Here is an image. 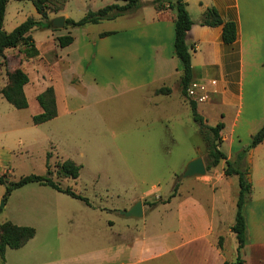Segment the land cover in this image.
<instances>
[{
  "label": "crops",
  "instance_id": "obj_1",
  "mask_svg": "<svg viewBox=\"0 0 264 264\" xmlns=\"http://www.w3.org/2000/svg\"><path fill=\"white\" fill-rule=\"evenodd\" d=\"M183 1L192 21L185 37L192 81L205 87L203 92H199V96L205 97L204 101H194L197 112L207 125L210 116H213L212 123L223 124L220 150L227 161L242 170L246 169V180L251 185L248 200L243 206L246 245L241 250L240 259L242 264H264V140L248 150L242 160L236 158L264 125V0ZM171 3L173 0H142V7L133 14L110 20L138 16L143 24L135 26L131 39H124L122 34L125 30L99 32L94 29L100 23L76 28L64 25L62 29H41L44 39L40 43L33 40L38 51L35 58L26 60L19 48L6 50L5 57L11 56L17 61L14 68H19L28 76L29 81L23 87L27 102L28 88L35 89L31 98L36 101L38 94L52 87L57 117L48 122L71 116L78 97L75 87L84 88V80L92 77L91 66L101 63L102 73L108 77L100 86L103 91L124 95L142 90L146 93V104L153 109L190 112L188 102L181 95L182 70L173 51L176 12L170 7ZM64 6L48 14L50 22L59 16L64 21L70 19L64 14ZM209 8L217 11L223 23L236 25L237 37L232 44L222 42L221 26L201 24L203 14ZM145 12H148L147 15ZM34 20L39 21V15ZM104 33L109 35L101 37ZM65 36H70L72 42L60 47L57 39ZM161 88L169 89L170 94H156ZM171 97H176L177 102L171 103ZM39 113L41 108L38 105L34 115ZM222 131L227 132L226 135ZM218 167V179L213 186L224 182L234 190L233 177L237 176H224V161ZM215 192L216 189L212 193ZM220 192L222 198L225 192ZM137 201L130 200L122 210H128ZM216 205L220 206L215 196H201L193 186H188L183 193H177L163 204L170 214L162 215L160 228L147 231V223L136 222L155 209L154 206L145 209L142 205V217L121 216L125 220L118 231L111 230L112 221L107 223L112 242L106 245H100L93 234L85 233V224L90 222L92 212L98 210L93 205L84 204L75 217L74 212H48L43 219L48 231L56 230L54 220L59 217L63 221L76 222L78 227L70 233L68 242L72 245L71 249L64 247L62 252L59 250L57 260L37 264H232L237 259V252L234 259L227 258L223 233L234 236L230 226L234 222L236 203L235 207H228L235 211L226 217L215 211ZM116 210L110 208L105 211L112 214ZM56 232L59 233L58 230ZM37 236L36 230L35 236L23 248L32 244ZM219 238H222L220 249L217 247Z\"/></svg>",
  "mask_w": 264,
  "mask_h": 264
},
{
  "label": "rangeland",
  "instance_id": "obj_2",
  "mask_svg": "<svg viewBox=\"0 0 264 264\" xmlns=\"http://www.w3.org/2000/svg\"><path fill=\"white\" fill-rule=\"evenodd\" d=\"M111 4L123 3L120 0H67L64 14L77 21L86 12ZM50 8L54 10L55 5ZM37 17L30 0H10L2 29L9 33L27 19ZM140 24L143 23L138 16L123 17L116 21H102L94 29L99 32L125 30L124 39H131L133 29ZM31 36L37 43L44 39L41 28L33 29ZM16 62L11 56L0 62V86L8 83L6 73L17 69L14 68ZM91 69L96 83L89 76L84 80V88L75 87L78 97H75L73 114L42 125L31 122L38 110L35 98H31L35 89H27L29 102L22 110L13 108L0 94V177L5 180V184L0 183V225L11 222L38 232L32 244L5 251V262L0 259V264H37L57 260L59 250L72 248L68 241L78 224L59 217L54 220L56 230L48 231L43 219L48 212L54 211L74 212L75 217L79 208L84 206L79 200L36 183L14 190L4 200L6 184L25 176H45L50 172L51 179L61 188L70 189L96 207L98 210L92 212L90 222L85 224V233L97 237L100 245L112 242L107 223L112 221L111 230L118 231L125 220L118 212L111 214L105 210L122 211L132 199L150 209L149 204L158 199L165 200L177 182V193L193 186L201 196H215L216 203L220 204L216 205L215 211L223 217L235 211L228 207H235L239 191L237 177H233L234 190L224 182L213 186L219 175L218 165L206 170L204 176L181 178L185 166L197 157L198 152H201L205 166L209 162L207 143L199 134L190 112L153 109L146 104V93L142 90L124 95L107 93L100 89L108 78L102 73V64H93ZM27 73L33 76L28 69ZM170 100L171 103L177 102L176 97ZM212 117L208 118V126L216 125V122L212 123ZM222 133L226 135L227 132ZM226 147L223 146L225 150ZM65 160L81 166L78 179L58 175L57 166ZM213 187L215 194L212 193ZM220 191L225 192L222 198ZM154 208L144 219L136 221L138 224L147 223V231L160 228L162 215L170 214L163 203H157ZM208 212L212 217L210 209ZM223 236L224 251L232 260L236 257V240L232 235L223 233Z\"/></svg>",
  "mask_w": 264,
  "mask_h": 264
},
{
  "label": "trees",
  "instance_id": "obj_3",
  "mask_svg": "<svg viewBox=\"0 0 264 264\" xmlns=\"http://www.w3.org/2000/svg\"><path fill=\"white\" fill-rule=\"evenodd\" d=\"M10 0H0V61H4L5 51L10 49L20 48L26 60L35 58L38 51L34 46L31 36V31L35 28H51V22L48 19L50 12H57L61 10L66 0H30L36 13L39 15L40 20L27 19L23 23L15 27L11 32L6 33L3 31V22L5 16L6 6ZM123 4H111L105 6L97 11H88L80 20L73 21L66 19L65 26L72 28L83 27L85 25H95L102 21H110L118 17L131 14L142 7V0H120ZM55 5V9L50 7ZM170 7L175 10L176 17L174 20V41L173 51L175 56L180 62L182 75L180 77V88L182 97L188 102L192 120L198 126L199 133L207 143L208 159L209 162L205 166V170H210L216 167L221 161L225 162L224 176L236 175L238 177V196L236 201V213L233 224L230 226V232L234 234L237 243V259L232 264H242L240 259L241 250L246 245V224L243 215V206L248 200V195L251 190V185L246 180V169L236 167L233 163L226 160L225 154L220 150L222 139L220 132L223 129V124L218 123L215 126H208L202 116L197 112V105L194 101L186 97V89L192 81V70L190 65L189 48L186 45L185 37L192 25V21L186 10V4L183 0H173ZM202 25L215 27L221 26V40L224 44H232L237 37L236 25L232 22L223 23L218 16L215 9H207L201 20ZM109 34H101V37L108 36ZM60 47H65L72 42L70 36L59 37L57 39ZM8 83L5 84L0 90L1 96L13 108L22 110L27 108V99L23 92V87L28 83L29 79L26 73L19 68L6 73ZM156 94L168 95L170 90L161 88L156 91ZM36 101L41 108V113L32 116L31 122L34 125L46 123L57 117L55 94L52 87L46 88L43 92L36 96ZM264 140V125L260 130L251 138L247 147H244L237 155L238 160H242L246 152ZM81 166L77 165L71 160H65L58 164L57 173L59 176L70 179H77L79 177ZM50 172L45 176H25L16 182H9L6 184L3 199L5 200L14 190L19 189L27 184L36 183L41 186H46L58 193L67 195L73 199L83 202L85 205L90 206L86 198L75 194L70 189L61 188L55 183L51 177ZM0 183L5 184L4 178L0 177ZM178 182L174 185L171 194L165 200L158 199L150 203V207L155 206L157 203H166L176 196L178 191ZM35 236V230L31 227L17 226L11 222H5L0 225V259L4 262V255L7 249L16 250L23 247L29 240ZM222 238H219L217 247L220 249ZM229 264V263H224Z\"/></svg>",
  "mask_w": 264,
  "mask_h": 264
},
{
  "label": "water",
  "instance_id": "obj_4",
  "mask_svg": "<svg viewBox=\"0 0 264 264\" xmlns=\"http://www.w3.org/2000/svg\"><path fill=\"white\" fill-rule=\"evenodd\" d=\"M64 26V18L59 16L51 21V27L54 29H62ZM206 173L205 164L201 157V152H198L197 157L187 163L181 174L182 179L198 178ZM124 218L138 219L142 217V203L140 201L132 205L128 210L117 211Z\"/></svg>",
  "mask_w": 264,
  "mask_h": 264
},
{
  "label": "built area",
  "instance_id": "obj_5",
  "mask_svg": "<svg viewBox=\"0 0 264 264\" xmlns=\"http://www.w3.org/2000/svg\"><path fill=\"white\" fill-rule=\"evenodd\" d=\"M204 89L205 87L203 84L192 81L186 89V97L192 101L203 102L205 97L199 96V92H203Z\"/></svg>",
  "mask_w": 264,
  "mask_h": 264
}]
</instances>
